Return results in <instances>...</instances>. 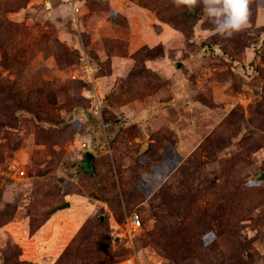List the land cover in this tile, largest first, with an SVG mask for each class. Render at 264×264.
Returning a JSON list of instances; mask_svg holds the SVG:
<instances>
[{
    "label": "rangeland",
    "instance_id": "1",
    "mask_svg": "<svg viewBox=\"0 0 264 264\" xmlns=\"http://www.w3.org/2000/svg\"><path fill=\"white\" fill-rule=\"evenodd\" d=\"M0 264H264V0H0Z\"/></svg>",
    "mask_w": 264,
    "mask_h": 264
},
{
    "label": "clouds",
    "instance_id": "2",
    "mask_svg": "<svg viewBox=\"0 0 264 264\" xmlns=\"http://www.w3.org/2000/svg\"><path fill=\"white\" fill-rule=\"evenodd\" d=\"M174 3L188 10L202 6L215 32L223 37H231L249 24V0H174Z\"/></svg>",
    "mask_w": 264,
    "mask_h": 264
},
{
    "label": "built area",
    "instance_id": "3",
    "mask_svg": "<svg viewBox=\"0 0 264 264\" xmlns=\"http://www.w3.org/2000/svg\"><path fill=\"white\" fill-rule=\"evenodd\" d=\"M76 11L79 10V8H75ZM82 59V74L79 75L80 78L84 79L86 82L89 84L95 85L96 83V77H95V70L93 65L90 63L88 59H86L84 56L81 58ZM96 86V85H95ZM95 89V88H94ZM95 95V111L100 112L101 111V103L102 100L99 97V94L94 91ZM26 173L25 168H21L20 170H16L15 174L18 176H23ZM143 222H142V216L140 215L139 212H132L131 215L128 217V221L126 222V233L130 238H133L138 231L142 228Z\"/></svg>",
    "mask_w": 264,
    "mask_h": 264
},
{
    "label": "water",
    "instance_id": "4",
    "mask_svg": "<svg viewBox=\"0 0 264 264\" xmlns=\"http://www.w3.org/2000/svg\"><path fill=\"white\" fill-rule=\"evenodd\" d=\"M85 156H86L87 165L90 168L91 167V160H92L94 155H93L92 152L88 151V152H86ZM70 205H71V203L69 201H67L62 207H67V206H70Z\"/></svg>",
    "mask_w": 264,
    "mask_h": 264
}]
</instances>
